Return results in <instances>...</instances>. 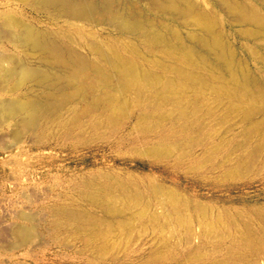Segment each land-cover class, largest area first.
Listing matches in <instances>:
<instances>
[{"label": "rangeland", "instance_id": "374dc122", "mask_svg": "<svg viewBox=\"0 0 264 264\" xmlns=\"http://www.w3.org/2000/svg\"><path fill=\"white\" fill-rule=\"evenodd\" d=\"M34 1L0 0V264H264V138L254 134L253 128L249 131L259 116L244 122L238 113L229 117L231 113L224 102L221 104L222 100L211 91L206 92L207 98L204 95V107L198 105L195 111V106H191L185 117L184 110L179 112L177 94H173L175 102L174 97L169 99L172 94L164 100L153 97L150 91L137 96L128 91L130 94H116L119 103H124L122 111L116 114L106 109V101L96 105L101 82L91 73L81 79L86 95L66 99L55 112L49 110L47 114L33 116L26 115L28 112H9V105L36 100L43 103L46 98L59 97L37 79L26 80L22 74L27 70L34 73L43 69L53 79L58 77L60 83L65 78L69 80L54 67L39 62V51L23 46L19 35L24 26L47 32L50 39L73 47L90 66L99 61L88 53L86 43L122 47L134 41L131 36L120 35L116 27L104 24L48 20L31 11ZM198 2L216 17L219 29L234 50L236 62L264 84V41L249 35L242 37L243 31L246 35L254 26H244L247 30L232 26L216 0ZM252 2L264 13V4L246 0L249 6ZM140 51L146 57L171 60L160 49L152 53L143 48ZM137 63L140 69L160 76L163 84L179 80L188 84V78L174 72L163 71L141 59ZM189 70L209 76L204 69ZM206 81L211 87L219 84L210 78ZM246 100H252H244L251 107L253 102ZM225 116L230 118L229 122ZM155 146L164 149V153L155 152ZM153 151L158 157L161 155L160 161ZM105 184L120 189L116 192L111 188L114 192L104 195ZM124 185L131 186L127 188L132 194L142 196V204H132V210L126 206L124 217L133 216L128 224L131 228L117 227L115 236L102 242L93 229L97 230L95 225L100 221L97 227L107 230L112 217L102 208L106 203L124 205ZM99 188L104 199L97 203L101 206L93 198ZM141 207L146 210L143 212ZM179 217L183 222L179 223ZM85 219L91 223L87 224ZM251 238L253 245H248ZM102 243L108 244L106 251L101 249ZM99 247L106 253L100 252ZM153 253L160 258L154 260Z\"/></svg>", "mask_w": 264, "mask_h": 264}, {"label": "bare ground", "instance_id": "6f19581e", "mask_svg": "<svg viewBox=\"0 0 264 264\" xmlns=\"http://www.w3.org/2000/svg\"><path fill=\"white\" fill-rule=\"evenodd\" d=\"M216 1H217L216 4L222 10V12L225 13V16H227L231 19V25L232 26H235V25L239 26V27H244V26H248V25L254 26L253 29H250V30L248 29L246 35H245V32L243 31L242 37L249 35V36L253 37L254 39L262 38L264 41V13H261L259 11L256 4H254V5H256L254 7L253 2H252V6H253L252 7V6L247 5L246 0H216ZM255 1L260 3V4H264V0H255ZM30 9L32 12H35L37 14H42L48 20L66 19L70 23H72V22H84L87 24H95V25L104 24V25H108L111 27H116L119 30L120 35H122V36L125 35V37L131 36V37H133L135 42L134 41L128 42L125 45H123L122 47L119 46L120 44H119L118 40H116V43L119 45H109L106 47L104 46V44H101V43H99V44H93V42L91 44L86 43L84 45V47H87L88 53L91 55H94L96 57L97 61H99V63H103L101 65L99 63H94L90 66L88 64V62L86 61L85 56H82L73 47H70L68 45H63L61 43H58L57 41L50 39V36L48 35L47 32L36 31L34 29V27H30L28 25L24 26L23 28L21 27L22 29L19 27L21 29V32H20V35L19 34L18 35H19L20 41L23 44V46H27V49L29 46V47H32L33 50L35 49V50L39 51V53L41 55V60L37 59L39 62L41 61V63L43 65L54 67L60 73H62L65 77L69 78V80L66 81V78H65L63 80L64 82L60 83V82H58V81H60V80H58V77L56 78V80L53 79L52 75L47 74L46 71L43 73L42 71H44V70L42 68H41L42 73L40 72V70H39V72H34V73H31L30 72L31 70H27V72L22 74L26 77V80H27V78H28V80H30L29 78L37 79V81L40 84H44V85L46 84L45 86H48V87L52 88L53 90H55L59 94V97L57 99H53V100H52L53 97H51V100L50 99L47 100V98H46V100L43 103H41V102L37 103L36 101H38V100L35 101L33 99L35 102H29L28 103L26 101L27 104H16V105H12V106L9 105L10 106V107H8V111L10 110L9 112H11L13 114L14 113L15 114L20 113V112H28V113H26V115L32 114V116H33V115L44 114L49 110H50L49 113L52 112V110L53 111L57 110L61 107V105L63 104V102L66 99L69 98L71 100V98L73 99L74 96L76 98L77 96L86 95L87 92H85L83 89V87L85 85L82 87V83H81L82 80L81 79L85 78L87 75H90V73H91L96 77L97 81L99 79L101 82V85L98 87L100 90V96L96 99V105H100L102 102L106 101L105 102L106 103V109L110 110L113 113H116V111L119 113V111H122V109L124 108V106H123L124 103L122 101V98H121V101H122L121 104H123V105H121L119 103V101H118L119 98L116 96V94L118 95V94L125 93L128 91H132V92L134 91L135 95L137 96V95H143L145 92L150 91L151 93L154 94V96L153 95L152 96L155 98H157L156 96H160L162 98L164 97L167 99L169 94H172V95H170V97L171 96L174 97L173 94H177L176 95L177 97L176 96L175 97L179 98L178 99L179 103H177V106L179 105L178 107L180 108L179 112L184 110V111H182V113L184 114V117H185V113H187L186 110H190L191 106H192V108L195 106V108H194L195 111H196V108L199 109L198 107H200V106H198V105L203 106L205 104V101L207 98L206 92L211 91L212 95L215 94L216 95L215 97L222 100L221 101L222 103L221 102H219V103L223 104V102H224V104H225L224 106H226L227 111L229 112V114L231 113L230 115H228L227 114L228 112L226 111L227 112L226 114L229 117H231L232 114L236 116V113H238L240 115V117H242V119H241L242 121L243 120L244 121H246V120L250 121L251 119L254 118V116H259L258 120L253 121V126L251 128H249V131H250V129L253 128L252 132L254 134H256L258 137H261L262 139L264 138V84L259 82L255 76H254L255 79H253L252 76L250 75V73L248 72L250 70H247V69L245 70V68H243V66H242V63L239 64L236 62L235 54L233 53L234 50L231 48L228 39L224 35V32L221 29H219L218 22L215 19L216 17L215 18L212 17L209 12L204 10L203 6L198 2V0H35L34 4L31 5ZM18 23H17V25H19ZM181 30H183L184 33L186 32L185 35L182 34ZM238 31L242 32L241 30H238ZM251 37H250V39H252ZM64 43H66V42H64ZM258 43L263 44L262 42H259V41H258ZM141 48L148 50L151 53L154 51L156 52V50H159V49L163 50L171 58V60L170 61H165V60H169V59L160 60L154 56L153 57H146V56H144V54L141 53V51H140ZM125 53H129L132 57L125 55ZM36 54H38V53H36ZM36 54H34V55H36ZM139 59L146 62L147 64H150L151 66L160 67V68L164 69L163 71L169 70L170 72H174V74L181 76V78L185 77V80L188 78V80H187L188 84L183 83L184 78L182 80L183 82H181L179 80L177 82L178 84L174 83L173 81H165V83L163 84L162 83L163 80L161 79L160 76H155V74L152 75L149 71L140 69V65L137 63V60H139ZM189 69H192V70L193 69H204L209 75L208 78L214 79L216 82L218 81L219 84L218 85L215 84L216 86L214 85L211 87V85L208 84L206 81V79L208 80L207 77L194 74V72L190 71ZM48 70H51V69H48ZM23 71H25V70H23ZM53 71H55V70H52V72ZM169 71H167V72H169ZM55 72H54V74H55ZM58 75H59V73H58ZM55 76H57V74H55ZM60 78L62 81V76ZM168 79H170V78H168ZM94 84H96V83L94 82ZM95 86H97V85H95ZM87 89H88V87H87ZM128 94H130V92H128ZM207 94H209V93H207ZM204 95L206 98L204 97ZM148 96L150 97V94ZM42 97H44V96H42ZM172 97L169 99L172 100ZM175 97H174L175 100H172V101L176 102ZM249 98L252 101H250V100H246V101H249L250 103L253 102V105L251 104L252 105L251 107H250V105H246L247 103L246 104L244 103V100L249 99ZM150 99H151V97H150ZM158 100L160 101V98ZM93 101L95 103V100H93ZM161 101L163 102V100H161ZM260 101L263 103V105L261 103L259 105ZM157 103L158 102L156 101L155 104H157ZM219 103H218V105H219ZM160 104H162V103L160 102ZM244 104H245V106H248V107H246L248 109H245ZM85 108H86V106H85ZM154 108H156V107H154ZM160 108H162V107H160ZM175 109H176V107H175ZM158 110H161V109H158ZM212 110L215 111L214 109H212ZM85 111H86V109H85ZM195 111H193V112H195ZM232 112H235V114ZM124 113L126 114V112H124ZM182 113H181V115H182ZM197 113H198V111H197ZM169 115H170V113H169ZM226 116H225V119L228 121V119H230V118L227 119ZM221 118H223L222 120L225 121L224 117H221ZM255 119H257V118H255ZM34 120H35V118H34ZM111 120L113 121L112 118H111ZM163 120H165V118ZM156 121H158V120H156ZM242 121H240V122H242ZM145 122H143V124ZM98 123H100V122H98ZM160 124H161V122H160ZM145 125L147 126V124H145ZM145 125H144V129H146ZM149 125L151 126L152 124H149ZM156 126H155V128H156ZM247 130H248V128H247ZM252 132L251 133L249 132V134H253ZM249 136H251V135H249ZM213 137H214V135H213ZM252 137H253V135H252ZM249 141H251V140H249ZM175 143L178 144L177 142H175ZM245 143H246V140H245ZM248 143H250V142H248ZM191 148H193V147H191ZM153 150H155V152H159L160 154L164 153V149H162V148L158 149L156 147V149L153 148ZM234 150H236V149H234ZM155 152L153 151L156 158H159L161 155L158 157L157 155H159V154L158 153L156 154ZM149 153H152V152L149 151ZM165 153H166V151H165ZM254 153H255V151H254ZM154 154H152L153 157H154ZM165 156H166V154L164 156L162 154V157H165ZM160 160L161 159L159 158V161ZM211 161L214 162L216 160L212 159ZM224 161H226V158ZM212 162H211V164H212ZM231 174L233 175L234 173L231 172ZM105 176H106V174H105ZM104 186H107V185L105 184ZM118 186H119V184H118ZM124 186H125V194L123 197L124 205L121 207V206L117 205L118 203H116V204L106 203L103 206L104 208H102V210H105V213H107L109 216L112 217V219H111L112 221H110V223L106 227L107 230L103 231L104 228L102 226L99 227L101 225L100 221L98 222L100 224L98 227H97L98 223L95 225L97 230L93 229L94 231H97V232H93V234H95V236L98 239H101L102 242L103 241L107 242L106 241L107 237L115 236V231H116L117 227H120V226H121V228L130 227V226H128V224L130 223L133 216H130L127 218L124 217L125 211L127 210V207H126L127 205H129V207H130L132 204L133 205H141L142 204V199H141L142 196L139 194L141 196V197H139L136 192H134L132 194L130 192V189H129V188H131V186L130 187L126 186V185H124ZM102 187H101V189H102ZM116 187L117 186H114V187L107 186L103 191L104 195H107V194L110 195L109 193L111 192V188H112V190L116 189L115 191L118 192L117 189L119 187H117V188ZM122 187H121V191L124 189V187L123 188ZM127 187H129V188H127ZM132 188H134V187H132ZM137 188H138V186H136L134 189L137 191ZM101 189L98 190V192H96L97 194L95 193V196L93 195L94 200L98 201V202L92 201V199H91L92 203L95 202L96 205H99V206H101V205L97 204V203H100L101 201L104 200L103 195H102L103 193L99 194ZM155 189H154V191H155ZM168 190L169 189H167V192H168ZM127 191H129L130 194L127 193ZM112 192H114V191H112ZM112 192H111V194H112ZM122 192H124V191H122ZM143 192H142V194H144ZM155 192L158 193V190L156 189ZM134 194H135V196H134ZM172 196L174 199L175 197L173 194H172ZM105 197L108 198L109 196H105ZM111 198L114 199V197H111ZM179 198L177 197V199H179ZM89 199H90V195H89ZM171 199H172V197H171ZM173 199H172V201H173ZM147 201L145 202L147 204L146 207L148 206ZM175 201L177 202L176 198H175ZM178 202H177V205H179ZM174 204H173V206H176ZM132 206L130 207V209L132 208ZM142 207L144 208V206H142ZM143 208H142V211L144 212L146 209H143ZM130 209H128V211ZM202 209L200 211H202ZM139 210H141V209H139ZM177 210H174V211L177 212ZM201 213L202 212H200V214ZM142 214H144V213H142ZM202 214L204 215V212ZM205 214H207V213L205 212ZM139 216H142V215L139 214ZM180 217H179V219H180ZM203 217H205V216H203ZM181 218H183V217H181ZM73 219H74V217H73ZM75 219L77 220V218H75ZM139 219H141V218H139ZM150 219H151V217H150ZM153 219L154 218L152 217V220ZM201 219H202V217H201ZM205 219H207V216L205 217ZM92 220H93V218H92ZM180 220H179L180 221L179 223L183 222L182 219H180ZM199 220L200 219L198 218V221ZM85 221H86V219H85ZM89 221L90 220H88V222ZM88 222H87V224H88ZM201 222L204 223V219ZM89 223H91V222H89ZM93 223H95V222H93ZM153 229L155 230V228H153ZM122 235H123V233H122ZM248 238H250V237H248ZM129 239H131V238H129ZM246 240H248V239L246 238ZM252 240H253V238H251V240H249L250 242L248 241L249 242L248 245L251 242H253ZM113 243H114V241H113ZM244 243H246V242H244ZM102 244L103 245H100L101 249H102V247H104L103 248L104 250L108 248L107 243H102ZM251 245H253V243H251ZM249 247L247 246L248 249H249ZM99 249H100V247H99ZM101 249H100V252L102 251L103 253H106L105 252L106 250L103 251ZM97 251H99V250H97ZM110 251H112V247H111ZM99 254L101 255V253H99ZM152 258L154 260H158L160 257L158 256L157 253H155V254L153 253ZM156 263H158V262H156Z\"/></svg>", "mask_w": 264, "mask_h": 264}]
</instances>
